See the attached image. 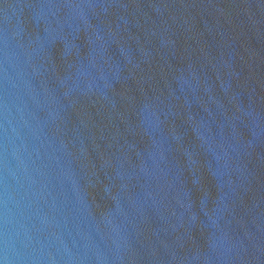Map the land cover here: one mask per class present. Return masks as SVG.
<instances>
[{"label": "water", "instance_id": "obj_1", "mask_svg": "<svg viewBox=\"0 0 264 264\" xmlns=\"http://www.w3.org/2000/svg\"><path fill=\"white\" fill-rule=\"evenodd\" d=\"M0 264H264V0H0Z\"/></svg>", "mask_w": 264, "mask_h": 264}]
</instances>
